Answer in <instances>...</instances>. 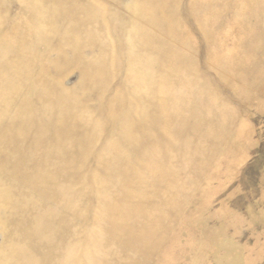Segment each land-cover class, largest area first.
<instances>
[{
    "label": "rangeland",
    "instance_id": "rangeland-1",
    "mask_svg": "<svg viewBox=\"0 0 264 264\" xmlns=\"http://www.w3.org/2000/svg\"><path fill=\"white\" fill-rule=\"evenodd\" d=\"M0 264H264V0H0Z\"/></svg>",
    "mask_w": 264,
    "mask_h": 264
}]
</instances>
